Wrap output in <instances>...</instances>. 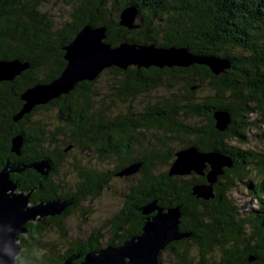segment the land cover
Returning <instances> with one entry per match:
<instances>
[{"label": "trees", "instance_id": "trees-1", "mask_svg": "<svg viewBox=\"0 0 264 264\" xmlns=\"http://www.w3.org/2000/svg\"><path fill=\"white\" fill-rule=\"evenodd\" d=\"M47 1L0 0V62L17 60L28 65L12 81L0 82V170L5 165L44 162L47 176L35 174L30 168L28 171L40 175L44 182H52L58 179L63 152L72 144L90 156L91 163L79 165L75 159L77 166L73 168L79 178L75 192L60 196L51 190V196L43 198L72 199V206L59 217L25 224L28 234L19 236V240L31 264H62L69 257L78 264L87 252L102 248L103 235L99 232L83 241L68 242L62 253L51 247L36 252L33 246L42 244L45 224H59L81 202L100 196L108 188L110 177L132 164L139 165L135 173L139 181L124 195V209L115 215L106 246H119L139 235L146 220L141 209L155 202L163 210L178 208V229L188 234L162 250L158 264H264V0H63V4H71V11L65 16L62 9L60 20L43 10ZM126 7L137 10V29L119 25ZM63 15L67 19H62ZM85 26L104 28L105 42L113 48L125 42L185 48L196 56L225 60L229 68L216 76L199 65L127 70L111 67L103 72L101 91L95 89L98 79L79 82L69 93L34 107L14 121L24 104L21 95L60 76L67 65L64 49ZM152 34L159 40L148 37ZM158 87L168 93L136 110L138 98ZM206 88L211 94L200 96ZM115 104L124 105L126 111L113 112ZM50 109L56 110L60 123L54 130L48 129L42 118H35L37 111ZM218 112L230 114L225 131L216 128L214 114ZM252 115L258 119L250 120ZM253 128L258 131L246 136L245 132ZM126 133L131 138L140 134L143 143L138 144L141 148L132 158L125 159L122 141ZM58 136L64 137L60 153L53 147ZM17 137L22 142L20 155L11 151L12 140ZM232 141L240 145L252 142L257 147L240 149L230 146ZM189 147L204 154L221 153L232 162L212 185L214 197L208 201L192 194L193 186L207 185L206 176L169 175L175 153ZM113 160L120 161L114 172L101 174L90 166ZM208 171L206 166L205 174ZM29 177L35 181L21 187L20 192H31L42 184L36 176ZM236 184L242 187V194L257 203L238 210L236 201L231 200ZM40 201L30 196V204ZM249 225L258 232L249 233L245 228ZM33 240L37 242L34 245ZM192 246L200 251L196 261ZM212 247L220 250L219 263L212 260ZM163 252L171 260L164 261Z\"/></svg>", "mask_w": 264, "mask_h": 264}, {"label": "water", "instance_id": "water-1", "mask_svg": "<svg viewBox=\"0 0 264 264\" xmlns=\"http://www.w3.org/2000/svg\"><path fill=\"white\" fill-rule=\"evenodd\" d=\"M136 14L135 8L126 7L120 15L119 25L127 30L137 29L134 24ZM64 50L66 51L64 60L67 65L60 76L49 84H38L26 90L21 95L24 104L14 121L32 111L34 107L46 105L51 100L69 93L77 83L94 81L104 69L111 67L127 70L131 66L163 69L189 68L192 65H199L207 67L216 76L229 68L227 61L196 56L190 54L185 48L164 49L154 45L136 46L127 42L113 48L105 43L104 28L90 26L82 28ZM27 68V64L17 60L1 61L0 82L12 81ZM214 119L219 131H225L230 124V114L226 112L215 113ZM21 143L19 137L14 138L11 151L19 155ZM206 166H209L207 174L204 173ZM231 166L230 159L221 153L204 154L199 153L194 147H189L175 153V161L170 167L169 175L186 176L195 173L199 176H206L207 185L193 186L192 194L198 199L208 201L214 197L212 185L217 177L223 174L225 168L229 169ZM29 168L41 175L48 173V166L44 162L29 166L5 165L0 170V219H2L0 249L14 247V234L18 228L21 229L20 236L27 235L26 223L59 217L73 205L72 199L30 204V194L33 190L28 193L17 191V186L10 178V175L20 174ZM138 169V164H132L117 175L127 177L137 173ZM141 213L146 216V220L139 235L129 238L119 246L107 245L98 250L89 251L78 264H158L157 257L162 250L169 244L188 237V234L178 229L180 217L178 208L163 210L153 202L142 208ZM150 214L153 215L149 216ZM245 228L249 232H258L250 225ZM73 260L74 258L69 257L62 264H73Z\"/></svg>", "mask_w": 264, "mask_h": 264}, {"label": "rangeland", "instance_id": "rangeland-1", "mask_svg": "<svg viewBox=\"0 0 264 264\" xmlns=\"http://www.w3.org/2000/svg\"><path fill=\"white\" fill-rule=\"evenodd\" d=\"M71 4H63V0H48L47 3L44 2L43 10H46L50 12L53 15H56L57 20H60L58 15L60 14V11L65 9L66 12L65 16H68V13L70 10ZM64 16V15H63ZM62 17V19H67V17ZM151 39H157L159 40V36L156 38ZM106 43V42H105ZM213 59V58H211ZM214 60V59H213ZM225 61V60H224ZM133 67V66H131ZM105 70V69H104ZM104 70L96 77L98 79V82L96 83V90L101 91L104 87V79L103 75ZM205 90V91H204ZM204 91V92H203ZM201 92V91H200ZM203 93L200 94V96H208L210 95V90L203 89ZM166 88L164 87H158L155 90L151 91L147 95H143L140 98H138V103L135 105V109H141L142 105L144 103H154L158 100H160V97H163L167 94ZM136 101V102H137ZM115 107H113V112L120 111L118 114L123 113L126 111L124 105L115 104ZM117 113V112H116ZM56 110L50 109L44 112L37 111L35 114V118L39 119L42 118V120L47 124V128L50 130H54L57 126H60V123L57 121L56 117ZM114 114V113H113ZM116 116V115H115ZM258 119L256 116L252 115L250 116V120ZM258 125V124H257ZM262 126L260 125V128ZM251 128V127H250ZM258 129H249L245 132L246 136L251 135L255 132H257ZM62 139L64 140V137L58 136L56 143H54L53 147L57 149L60 153L62 149L64 148ZM239 143V142H238ZM236 141H232L229 143L230 146H235L240 149L247 150L248 148L253 149L254 147H257L252 142L248 144L244 143V145L238 144ZM246 144V145H245ZM75 145H71L68 147V149L63 152L61 159L64 158V161H62V166L56 175L58 179H52V182L54 184H61L63 185L62 192L69 194V192H75L76 185L79 182V178L76 172V169L73 168V166H77L75 163V159L78 161L79 165H85L90 162V156L87 157L86 153L83 152V150H78L74 148ZM93 161V160H92ZM122 161V160H121ZM87 166V165H86ZM92 168H95L96 170L103 174L106 171L114 172L116 169L120 166V161L113 160L109 161L108 163H92L90 165ZM191 175V174H190ZM190 175L186 176H180V177H189ZM198 176V175H197ZM112 178L108 182V188L104 190L100 196L95 198H88L85 201L81 202L71 213L68 217L63 219L59 224H53L49 223L48 225L45 224L44 227H46V230L41 234V240L42 244L38 247L33 246L34 250L38 252L39 250L43 249L44 251H48V248H54L57 252L62 253L67 249L68 242H74L76 241H83L88 236H90L94 232H99L101 235H103L101 244L102 248L106 246V241L109 237V231L112 229V223L115 218V215L124 209L125 205V198L124 195L127 194L130 187L135 186L136 183L139 181V177L136 174L130 175V176H111ZM264 183V182H263ZM236 187V190H234V193L232 197L236 201V205L240 208L247 209L251 205L256 204V200H250L246 195L242 194L244 192L240 187V184ZM19 191V189H16ZM30 196L35 197L34 192L30 194ZM36 198V197H35ZM33 245L37 243L36 241H32ZM32 248V250H33ZM37 248V249H36ZM191 255L195 257H200V251H198L194 246L190 248ZM212 260L215 261V263L220 262V250L219 248L212 247L211 251ZM171 256L162 253V259L164 261H168ZM171 260V259H170Z\"/></svg>", "mask_w": 264, "mask_h": 264}, {"label": "flooded vegetation", "instance_id": "flooded-vegetation-1", "mask_svg": "<svg viewBox=\"0 0 264 264\" xmlns=\"http://www.w3.org/2000/svg\"><path fill=\"white\" fill-rule=\"evenodd\" d=\"M146 36V35H145ZM158 35L156 34H152V35H148L149 38H153V37H157ZM52 101V100H51ZM50 101V102H51ZM49 103V102H48ZM47 103V104H48ZM44 106V105H43ZM42 110V109H41ZM124 136V139L122 141V144H124V148L122 150V156L123 158H132L133 154L135 153V151L137 149H140L141 147H139V143H143V139L140 137V134H132L131 136H133L132 138L134 139V143H132V138L130 137L129 133H126ZM114 145L116 144H120L117 141H113ZM57 150V149H56ZM58 151V150H57ZM21 154V153H20ZM19 154V155H20ZM36 172V171H35ZM35 174H39V173H35ZM30 175L36 176V180L38 182H42L41 185L37 184L36 186H34V188L32 189L34 192V195L37 199L41 200V201H48V200H43V198L47 197V196H51L50 194H52V192H50L51 190L56 194V195H68L67 193H61L62 189H63V185L61 184H54L53 182H47V181H43V178L40 177V175H34L33 173L31 174L30 171L26 170L23 171L20 174H15L14 178L11 179L12 181H14L15 185L17 186L18 189H20L21 187H26L28 185H30L31 183H33L35 181V179H32L31 177H29ZM45 176V175H42ZM47 176V175H46ZM11 178V175H10ZM238 185H235V190L236 187ZM70 193V192H69ZM234 193V190L231 194V200H234V198L232 197ZM56 200V199H54ZM126 201V200H125ZM113 226L115 227V224H113ZM250 233V232H249Z\"/></svg>", "mask_w": 264, "mask_h": 264}, {"label": "clouds", "instance_id": "clouds-1", "mask_svg": "<svg viewBox=\"0 0 264 264\" xmlns=\"http://www.w3.org/2000/svg\"><path fill=\"white\" fill-rule=\"evenodd\" d=\"M2 222V219H0ZM21 229L18 228L14 234V247L0 249V264H31L30 258L26 257L20 244L19 236Z\"/></svg>", "mask_w": 264, "mask_h": 264}, {"label": "bare ground", "instance_id": "bare-ground-1", "mask_svg": "<svg viewBox=\"0 0 264 264\" xmlns=\"http://www.w3.org/2000/svg\"><path fill=\"white\" fill-rule=\"evenodd\" d=\"M232 163V162H231ZM206 169V168H205ZM204 173H205V170H204ZM195 174V173H194ZM190 175V174H189ZM195 175H197V174H195ZM199 176V175H198ZM203 177V176H202Z\"/></svg>", "mask_w": 264, "mask_h": 264}]
</instances>
